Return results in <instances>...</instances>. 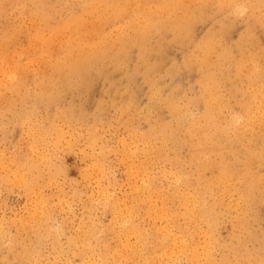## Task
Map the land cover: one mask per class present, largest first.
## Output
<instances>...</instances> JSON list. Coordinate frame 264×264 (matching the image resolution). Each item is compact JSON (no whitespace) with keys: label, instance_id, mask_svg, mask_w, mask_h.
Listing matches in <instances>:
<instances>
[{"label":"rangeland","instance_id":"1","mask_svg":"<svg viewBox=\"0 0 264 264\" xmlns=\"http://www.w3.org/2000/svg\"><path fill=\"white\" fill-rule=\"evenodd\" d=\"M98 1L0 0V264H80L87 246L96 262L107 257L111 264L120 228L130 244L147 243L150 256L164 226L172 233L185 226L179 196L216 174L222 157L240 178L231 179V193L214 187L206 195L207 217L197 220L202 234L193 236L209 240L216 263L264 264V0H106L121 6L111 21L105 16L114 8L103 19ZM74 18L85 24L77 27ZM148 19L154 23L142 32ZM73 31L92 44L103 36L112 47L102 42L103 56L66 71L50 89L49 65ZM256 96L258 111L249 106ZM206 101L215 127L205 125ZM252 110L251 125L242 126ZM197 133L226 138L211 153L196 144ZM253 152L260 163L245 169ZM164 206L170 218L159 217Z\"/></svg>","mask_w":264,"mask_h":264},{"label":"bare ground","instance_id":"2","mask_svg":"<svg viewBox=\"0 0 264 264\" xmlns=\"http://www.w3.org/2000/svg\"><path fill=\"white\" fill-rule=\"evenodd\" d=\"M9 1V0H8ZM95 1H97V0H95ZM127 1V0H126ZM60 2V1H59ZM142 2V1H141ZM159 2V1H158ZM254 2V1H253ZM11 3H13L12 1H11ZM42 3H44V1L42 2ZM92 4H93V2H91ZM110 3V2H109ZM169 3V2H168ZM173 3H175V1L173 2ZM181 3V2H180ZM46 4V3H45ZM118 4V3H117ZM116 4V2L114 3H111V4H108V2L106 1V0H101V1H98L97 3H96V5H95V7H94V10L96 9V10H98L99 8L102 10V12L100 11V12H97V14H98V16L99 17H104V15H106L107 14V12H108V8L110 7V8H114L113 10H112V12L111 13H109V14H107L106 16H105V18L109 21H111V20H114V19H116V16H117V13L119 12V10H117V8L116 7H118V6H120V5H117ZM211 4V3H210ZM249 4V3H248ZM261 4V3H260ZM2 5V4H1ZM9 5V4H8ZM101 5L103 6V8L101 7ZM142 5H144V4H142ZM173 5V4H172ZM171 5V6H172ZM198 5V4H197ZM21 6V5H20ZM59 6V5H58ZM71 6V5H70ZM85 6V5H84ZM156 6H157V4H156ZM165 6H167V5H165ZM164 6V7H165ZM174 6V5H173ZM172 6V7H173ZM191 6H193V5H191ZM75 7V6H74ZM137 7V6H136ZM141 7V6H140ZM159 6H157V8H158ZM214 7V6H213ZM220 7V6H219ZM36 8V7H35ZM34 8V9H35ZM39 8V7H38ZM120 8H121V6H120ZM150 8V7H149ZM162 8V7H161ZM161 8H159V9H161ZM169 8V7H168ZM168 8H166L167 10H168ZM223 8V7H222ZM4 9V8H3ZM21 9H22V7H21ZM33 9V10H34ZM119 9V8H118ZM203 9V8H202ZM213 9V8H212ZM170 10H172V9H170ZM234 10V9H233ZM232 10V11H233ZM255 10V9H254ZM260 10V9H259ZM44 11V10H43ZM110 11V10H109ZM128 11H129V9H128ZM155 11V10H154ZM159 11V10H158ZM162 11H166V10H162ZM241 11V10H240ZM258 11V10H257ZM96 12V11H95ZM160 12V11H159ZM163 12V13H164ZM175 12V11H174ZM236 12V11H235ZM28 13V12H27ZM166 13V12H165ZM56 14V13H55ZM59 14V13H58ZM242 14V13H241ZM35 15V14H34ZM39 15H41V14H39ZM50 15V14H49ZM60 15V14H59ZM71 15V14H70ZM74 15V14H73ZM78 15V14H77ZM130 15V14H129ZM143 15V14H142ZM164 15V14H163ZM168 15V14H167ZM243 15V14H242ZM258 15V14H257ZM37 16V15H36ZM42 16H44V15H42ZM47 16V15H46ZM138 16V15H137ZM137 16H136V18H137ZM156 16V15H155ZM159 16H161V15H159ZM201 16V15H200ZM219 16V15H218ZM226 16V15H225ZM96 17H97V15H96ZM158 17V16H157ZM165 17V16H164ZM227 17V16H226ZM38 18V17H37ZM58 18V17H57ZM61 18V17H60ZM81 18V17H80ZM88 18V17H87ZM139 18V17H138ZM167 18H169V17H167ZM230 18V17H229ZM5 19V18H4ZM97 19V18H96ZM104 19V18H103ZM143 19V18H142ZM154 19V18H153ZM165 19H166V17H165ZM63 20V19H62ZM118 20V19H117ZM127 20V19H126ZM139 20V19H138ZM157 20V19H156ZM169 20V19H168ZM214 20V19H213ZM232 20V19H231ZM4 21V20H3ZM29 21V20H28ZM97 21H98V19H97ZM106 21V20H105ZM177 21V20H176ZM179 21V20H178ZM206 21V20H205ZM74 22H76V23H78V25L79 24H81L82 23V21L81 20H79V19H77V18H74ZM90 22V21H89ZM93 22V21H92ZM138 22V21H137ZM162 22V21H161ZM167 22V21H166ZM199 22H201V21H199ZM262 22H264V21H262ZM34 23V22H33ZM67 22H65V24H66ZM70 22L68 21V25H70L71 23H72V20H71V23L69 24ZM84 23V22H83ZM82 23V24H83ZM88 23V22H87ZM142 23V22H141ZM145 23V22H144ZM151 23H152V21H151V19H148L147 20V23H145V28L142 30V32H144V30L145 29H147L148 27H150V26H152L151 25ZM154 23V22H153ZM152 23V24H153ZM164 23V22H163ZM162 23V24H163ZM181 22H179V23H176L175 22V25L177 24V26H180L179 24H180ZM190 23H192V22H190ZM197 23V22H196ZM31 24V23H30ZM48 24V23H47ZM56 24H57V22H56ZM62 24V23H61ZM85 24V23H84ZM83 24V25H84ZM89 24V23H88ZM134 24V23H133ZM138 24V23H137ZM136 24V25H137ZM186 24V23H185ZM64 25V24H63ZM82 25V26H83ZM155 25V24H154ZM158 25V24H157ZM182 25V24H181ZM34 26V25H33ZM43 26V25H42ZM162 26V25H161ZM170 26V25H169ZM174 26V25H173ZM172 26V27H173ZM20 27V26H19ZM22 27V26H21ZM71 27V26H70ZM69 27V28H70ZM75 27V26H74ZM74 27H73V29H74ZM77 27H80V25L79 26H77ZM96 27H98V26H96ZM95 27V28H96ZM117 27V26H116ZM139 27V26H138ZM156 27V26H155ZM191 27V26H190ZM34 28H35V26H34ZM57 28V27H56ZM83 28V27H82ZM85 28V27H84ZM93 28V27H92ZM94 28V29H95ZM133 28H134V26H133ZM37 29V28H36ZM44 29V28H43ZM71 29H72V27H71ZM72 29V30H73ZM86 29V28H85ZM84 29V30H85ZM102 29V28H101ZM101 29H99V30H101ZM142 29V28H141ZM171 29V28H170ZM191 29V28H190ZM75 30V29H74ZM81 30L82 29H80V33H81ZM97 30V29H96ZM137 30V29H136ZM139 30V29H138ZM164 30V29H163ZM186 30V29H185ZM247 30V29H246ZM16 31V30H15ZM28 31V30H27ZM50 31H53V30H50ZM68 31V30H67ZM66 31V32H67ZM76 32L77 31H79V30H75ZM83 31V30H82ZM88 31H91L90 30V28H89V30ZM120 31V30H119ZM126 31V30H125ZM155 31V30H154ZM166 31V30H165ZM55 32V31H54ZM86 32V31H85ZM85 32H82V33H85ZM94 32V31H93ZM92 32V33H93ZM97 32V34L100 32V33H102V30L101 31H96ZM108 32V31H107ZM137 32V31H136ZM172 32V31H171ZM178 32V31H177ZM43 33V32H42ZM79 33V34H80ZM113 33V32H112ZM133 33V32H132ZM179 33V32H178ZM37 34V33H36ZM51 34V33H50ZM70 34V33H69ZM72 34V35H71ZM70 35L71 36H73L74 37V39H73V41H70V44L69 45H66V49H63V53H61L62 54V56L61 57H56L52 62L53 63H51L50 65H49V69L51 68V71H48L47 73H49L50 72V76L47 78V80H46V82H47V87L49 86V88L50 89H54V87L57 85V82H58V78H60L62 75H63V73H65L66 71H74V72H77L79 69H81V68H84L85 66L87 67V65L90 63V62H92L93 60H97L98 59V57L100 56V54H102V56H103V54L105 53V51L104 50H101L99 47L101 46L102 47V45H101V43L103 42V40L105 39H103V36H100L99 34V38H98V40H100V44H98V43H93L92 44V42L91 43H89V40L87 39V41L88 42H86V41H81V40H79V34L77 35L74 31H73V33H71ZM91 34V33H90ZM116 34H118L117 32H116ZM121 34V33H120ZM128 34H129V32H128ZM131 34V33H130ZM134 34V33H133ZM140 34H142L141 32H140ZM61 35V34H60ZM83 35V34H82ZM81 35V36H82ZM123 35V34H122ZM181 35V34H180ZM216 35H218V34H216ZM257 35V34H256ZM89 37H90V35H88ZM87 36V37H88ZM94 36H96L95 34H94ZM115 36V35H114ZM14 37V36H13ZM29 37V36H28ZM34 37H35V34H34ZM53 37V36H52ZM130 38H131V36H129ZM128 37V38H129ZM146 37V36H145ZM243 37V36H242ZM40 38V37H39ZM60 38V37H59ZM92 38H93V36H92ZM107 38V37H106ZM189 38H190V36H189ZM8 39V38H7ZM58 39V38H57ZM81 39H84V37H81ZM85 39V40H86ZM96 39V38H95ZM94 39V40H95ZM101 39H103V40H101ZM147 39V38H146ZM3 40V39H2ZM10 40H11V38H10ZM41 40H42V38H41ZM49 40H51V39H49ZM54 40V39H53ZM124 40V39H123ZM126 40V39H125ZM202 40V39H201ZM200 40V41H201ZM207 40V39H206ZM255 40H257V39H255ZM46 41V40H45ZM97 41V40H96ZM95 41V42H96ZM105 41V40H104ZM120 41V40H119ZM149 41V40H148ZM192 41V40H191ZM231 41V40H230ZM42 42H43V40H42ZM67 42V41H66ZM124 42V41H123ZM126 42V41H125ZM144 42V41H143ZM72 43V44H71ZM104 43H107V41L106 42H103V47L105 48H111V47H108L107 46V44H104ZM183 43V42H182ZM203 43V42H202ZM201 43V44H202ZM228 43V42H227ZM43 44V43H42ZM45 44H46V42H45ZM63 45L65 44V43H62ZM68 44V43H67ZM140 44V43H139ZM176 44V43H175ZM1 45H3L2 43H1ZM7 45V44H6ZM37 45V44H36ZM40 45V44H39ZM46 45H48V44H46ZM61 45V44H60ZM111 45V44H110ZM130 45V44H129ZM137 45V44H136ZM208 45V44H207ZM226 46V45H225ZM243 46V45H242ZM259 46V45H258ZM4 47V46H3ZM37 47V46H36ZM102 47V48H103ZM206 47V46H205ZM204 47V48H205ZM249 47V46H248ZM31 48V47H30ZM106 48H105V50H106ZM120 48V47H119ZM214 48V47H213ZM230 48V47H229ZM7 49V48H6ZM207 49V48H206ZM216 49V48H215ZM17 50V49H16ZM21 50V49H20ZM27 50V49H26ZM46 50V49H45ZM144 50V49H143ZM3 51V50H2ZM33 51V50H32ZM130 51V50H129ZM201 51V50H200ZM237 51V50H236ZM242 51H243V49H242ZM241 51V52H242ZM12 52V51H11ZM19 52V51H18ZM49 52V51H48ZM111 52V51H110ZM113 52H116L115 50L113 51ZM248 52V51H247ZM14 53V52H13ZM27 53V52H26ZM55 53V52H54ZM58 53V52H57ZM60 53H59V55H60ZM253 53V52H252ZM14 54H16V53H14ZM19 55H21V54H19ZM260 55V54H259ZM18 56V55H17ZM39 56V55H38ZM41 56V55H40ZM55 56V55H54ZM226 56V55H225ZM256 56H257V54H256ZM259 57V56H258ZM15 58V57H14ZM101 58V57H100ZM119 58V57H118ZM163 58V57H162ZM255 58V57H254ZM38 59V58H37ZM199 59V58H198ZM11 60V59H10ZM17 60V59H16ZM103 60V59H102ZM143 60V59H142ZM203 60V59H202ZM254 60V59H253ZM13 61H15V60H13ZM30 61V60H29ZM113 61V60H112ZM205 61V60H204ZM230 61V60H229ZM31 62V61H30ZM49 62V61H48ZM122 62V61H121ZM213 62H215V61H213ZM221 62V61H220ZM38 63V62H37ZM206 63V62H205ZM15 64V63H14ZM152 64V63H151ZM10 65V64H9ZM26 65V64H25ZM29 65V64H28ZM145 65V64H144ZM23 66V65H22ZM21 66V67H22ZM105 66V65H104ZM161 66V65H160ZM217 66V65H216ZM223 66V65H222ZM20 67V66H19ZM27 67V66H26ZM209 67V66H208ZM245 67V66H244ZM17 68V67H16ZM227 68V67H226ZM121 69V68H120ZM14 70H16V69H14ZM32 70V69H31ZM43 70V69H42ZM179 70V69H178ZM208 70V69H207ZM211 70V69H210ZM253 70V69H252ZM257 70V69H256ZM17 71H18V69H17ZM33 71V70H32ZM31 71V72H32ZM145 71V70H144ZM5 72V71H4ZM10 72V71H9ZM81 72V71H80ZM80 72H78V73H80ZM121 72V71H120ZM127 72V71H126ZM125 72V73H126ZM164 72V71H163ZM241 72V71H240ZM20 73V72H19ZM248 73V72H247ZM0 74H2V72L0 73ZM10 74V73H9ZM177 74V73H176ZM231 74V73H230ZM253 74V73H252ZM2 75H5V74H2ZM16 75H18L17 73H16ZM15 75V76H16ZM41 75V74H40ZM76 75V74H75ZM6 76V75H5ZM12 76V75H11ZM10 76V77H11ZM21 76V75H20ZM25 76V75H24ZM146 76H148V75H146ZM230 76V75H229ZM251 76V75H250ZM30 77V76H29ZM43 77H44V75H43ZM47 77V76H46ZM46 77H45V79H46ZM204 77V76H203ZM1 78H2V76H1ZM5 78V77H4ZM40 78V77H39ZM33 79V78H32ZM143 79H144V77H143ZM209 79H210V77H209ZM225 79V78H224ZM249 80H250V78H248ZM247 79V80H248ZM30 80V79H29ZM43 80V79H42ZM117 80V79H116ZM132 80V79H131ZM146 80V79H145ZM242 81H243V79H242ZM256 81V80H255ZM40 82V81H39ZM43 82V81H42ZM224 82V81H223ZM22 83V82H21ZM162 83V82H161ZM220 83V82H219ZM242 83V82H241ZM42 84V83H41ZM43 84H45V83H43ZM42 84V85H43ZM85 84V83H84ZM240 84V83H239ZM4 86V85H3ZM24 86V85H23ZM41 86V85H40ZM39 86V87H40ZM155 86V85H154ZM38 87V88H39ZM148 87V86H147ZM147 87H145V88H147ZM160 87V86H159ZM241 87V86H240ZM262 87V86H261ZM45 88V87H44ZM89 88V87H88ZM121 88V87H120ZM207 88H208V86H207ZM206 88V91H208L209 89H207ZM247 88V87H246ZM46 89V88H45ZM45 89H44V91H45ZM154 89V88H153ZM5 90V89H4ZM108 90V89H107ZM112 90V89H111ZM203 90V89H202ZM10 91V90H9ZM205 91V92H206ZM240 91V90H239ZM127 92V91H126ZM209 92H211V91H209ZM45 93V92H44ZM104 93V92H103ZM255 93V92H254ZM209 94V93H208ZM45 95V94H44ZM177 95V94H176ZM196 95V94H195ZM257 95H259V93L257 94ZM10 96V95H9ZM18 96H20V95H18ZM171 96V95H170ZM262 96H264V92H262L261 94H260V98L262 97ZM54 97V96H53ZM127 97V96H126ZM168 97V96H167ZM4 98H5V96H4ZM236 98V97H235ZM256 99H258L259 97H255ZM54 99V98H53ZM254 99V98H253ZM5 100V99H4ZM153 100V99H152ZM158 100V99H157ZM179 100V99H178ZM206 100H207V98H206ZM259 100V101H258ZM257 101L256 100H254V102L250 105L249 104V106L251 107V108H253V109H257V108H260L261 107V105H260V99H258ZM17 101V100H16ZM30 101V100H29ZM132 100H130V102H131ZM163 101V100H162ZM23 102V101H22ZM160 102V101H159ZM205 102V101H204ZM249 102V101H248ZM45 103V102H44ZM102 103V102H101ZM164 103V102H163ZM9 104V103H8ZM18 105V104H17ZM153 105V104H152ZM206 107H212L213 106V104L211 103V102H208V101H206ZM227 105V104H226ZM1 106V105H0ZM53 106V105H52ZM116 106V105H115ZM139 106V105H138ZM260 106V107H259ZM6 107V106H5ZM108 107V106H107ZM131 107V106H130ZM159 107V106H158ZM170 107V106H169ZM175 107V106H174ZM209 107V108H210ZM151 108V107H150ZM209 108H207V111L205 110V112H204V120H205V125H210L211 127H215V126H217V124L215 125V117L213 116V112H212V110H211V108L209 109ZM247 108V107H246ZM154 109V108H153ZM156 109V108H155ZM174 110H173V112H177L175 109L176 108H173ZM13 110V109H12ZM152 110V109H151ZM179 110V109H178ZM262 110H264V109H262ZM238 111V110H237ZM257 111H258V109H257ZM257 111H256V113H257ZM261 111V110H260ZM21 112V111H20ZM122 112V111H121ZM149 112V111H148ZM167 112V111H166ZM252 112H253V110L252 111H246V116H245V119L243 120V122H242V126H247V125H251L250 124V122H251V114H252ZM23 113V112H22ZM262 113V112H261ZM128 114V113H127ZM126 114V115H127ZM151 114V113H150ZM181 114V113H180ZM236 114V113H235ZM143 115V114H142ZM195 115V114H194ZM254 115V114H253ZM252 115V116H253ZM14 116V115H13ZM131 116V115H130ZM164 116V115H163ZM192 116V115H191ZM261 116V115H260ZM125 117V116H124ZM129 117V116H128ZM231 117V116H230ZM236 117V116H235ZM238 117V116H237ZM151 118V117H150ZM169 118V117H168ZM217 118V117H216ZM234 118V117H233ZM241 118V117H240ZM239 118V119H240ZM262 118H264V117H262L261 116V119ZM123 119V118H122ZM128 119V118H127ZM157 119V118H156ZM231 119V118H230ZM254 119V118H253ZM124 120H125V118H124ZM176 120V119H175ZM187 120V119H186ZM197 120V119H196ZM199 120V119H198ZM204 120H202V121H204ZM259 120V119H258ZM118 121V120H117ZM140 121V120H139ZM237 121V120H236ZM32 122V121H31ZM120 122V121H119ZM127 122H129V121H127ZM127 122H126V124H127ZM181 122V121H180ZM258 122V121H257ZM118 123V122H117ZM118 124H120V123H118ZM132 124V123H131ZM200 124H201V122H200ZM25 125V124H24ZM33 125H34V123H33ZM192 125V124H191ZM232 125V124H231ZM127 126V125H126ZM202 126H203V124H202ZM224 126V125H223ZM261 125H259V127H260ZM205 127V126H204ZM238 127V126H237ZM247 127H249V126H247ZM258 127V128H259ZM130 128V127H129ZM161 128V127H160ZM164 128V127H163ZM174 128V127H173ZM218 128V127H217ZM222 128V127H221ZM243 128V127H242ZM253 128V127H252ZM209 129H210V127H209ZM223 129V128H222ZM240 128H238V130H239ZM251 129V128H250ZM261 129H264V127H262ZM60 130V129H59ZM131 130V129H130ZM198 130V129H197ZM241 130V129H240ZM252 130V129H251ZM7 131V130H6ZM196 131V130H195ZM211 131V130H210ZM213 131V130H212ZM242 131V130H241ZM257 131H258V129H257ZM262 131H264V130H262ZM261 130L260 131H258L259 133L260 132H262ZM24 132V131H23ZM202 132V131H201ZM205 132H206V128H205ZM248 132V131H247ZM254 132V131H253ZM103 133V132H102ZM127 133V132H126ZM208 133V132H207ZM215 133V132H214ZM234 133V132H233ZM255 133H256V131H255ZM255 133H253V135L255 134ZM259 133H258V135H259ZM251 134V133H250ZM250 134L248 135V136H250ZM67 135V134H66ZM262 135H264V134H262ZM40 136V135H39ZM38 136V137H39ZM164 136H166V135H164ZM217 136V135H216ZM225 135H223L222 133H218V136H217V139L216 140H214V137L212 136V134H206V133H204V134H198L197 133V136H196V144L197 145H200V148L202 147V150H207V151H209V152H211V153H217V151H218V149H217V147L218 146H221L222 144H223V142L225 141V138L226 137H224ZM241 136H243V134L241 135ZM256 137H258L257 136V133H256V135H255ZM254 136V137H255ZM30 137V136H29ZM94 137V136H93ZM128 137V136H127ZM244 137V136H243ZM253 137V136H252ZM260 137V136H259ZM66 138V137H65ZM69 138V137H68ZM131 138V137H130ZM133 138H135L134 136H133ZM187 138V137H186ZM241 138V137H240ZM262 138H264V137H262ZM262 138H260V139H262ZM40 139V138H39ZM164 139H165V137H164ZM23 140V139H22ZM21 140V141H22ZM47 140V139H46ZM67 140H69V139H67ZM73 140H74V138H73ZM92 141V140H91ZM140 141V140H139ZM257 141V140H256ZM67 142V141H66ZM123 142H124V140H123ZM212 142H213V144H212ZM242 142H243V139H242ZM149 143V142H148ZM207 143H208V147H207ZM244 143V142H243ZM260 144V143H259ZM259 144H258V146H259ZM41 145V144H40ZM103 145H104V143H103ZM160 145V144H159ZM261 145V144H260ZM130 146V145H129ZM257 146V147H258ZM9 147V146H8ZM96 147V146H95ZM255 147V146H254ZM72 148V147H71ZM101 148H104L105 149V147L104 146H102ZM127 148H129V147H127ZM134 148V147H133ZM162 148V147H161ZM199 148V147H198ZM204 148V149H203ZM98 149H100V147H98ZM107 149V148H106ZM132 149V148H131ZM130 148H129V150H131ZM229 149V148H228ZM248 149V148H247ZM258 149V148H257ZM262 149V148H261ZM114 150H115V148H114ZM133 150V149H132ZM217 150V151H216ZM32 151V150H31ZM90 151H92V149L90 150ZM99 151H103V149L101 150H99ZM236 151V150H235ZM242 151V150H241ZM246 151H248V150H246ZM34 152V151H33ZM79 152V151H78ZM85 152V151H84ZM107 152H108V150H107ZM180 152V151H179ZM206 152V151H205ZM39 153V152H38ZM37 153V154H38ZM92 153V152H91ZM96 153H97V151H96ZM259 153V152H258ZM93 154V153H92ZM91 154V155H92ZM104 154H106L107 155V153H104ZM104 154H102V155H104ZM54 155V154H53ZM125 155H127V154H125ZM143 155V154H142ZM87 156V155H86ZM94 156H97V155H95L94 154ZM236 156V155H235ZM205 157H206V155H205ZM233 157V156H232ZM95 158H97V157H95ZM104 159V158H103ZM6 160V159H5ZM150 160V159H149ZM199 160H200V157H199ZM262 160V159H261ZM11 162V161H10ZM91 162H92V160H91ZM187 162V161H186ZM260 163V161L259 160H257V158H255V154H254V152H253V154H250V157H246V163H243L244 164V166H245V169H246V167H251L254 163ZM38 163V162H37ZM46 163V162H45ZM214 163V162H213ZM218 163H219V167H218V172L216 173V174H212L209 178H200L201 180H199V184L198 185H196V187H197V189L195 190V192L194 193H192L191 192V194H189V195H185V194H181L182 193V191H180L181 193V195L179 196V198H180V202H181V206H183V214H184V217H185V219L187 220L186 221V223H185V226H178V230H177V232H171L170 231V228L169 229H167L168 227L167 226H164L163 227V229L159 232L160 234H159V236H158V238H160V244L157 246V247H150L149 249H150V256L148 255V256H145V254L146 253H144L143 251L145 250V249H147V247H146V244L147 243H145V244H143L140 240L141 239H139V241L142 243V245L140 246V245H135V244H130V242L131 241H126L125 240V238H126V236H124L123 234H124V229L123 228H120V232H118V233H120L119 235H121L120 237V239H121V246H120V248L121 249H113V251H112V259H111V264H181V262H180V260L181 259H184V261L187 263V264H233L232 263V261L231 260H229V259H227V258H222V260L219 262V263H216V261H215V258H214V253H213V251H212V247L210 246V244H209V240H207L206 238L204 239V237L202 238V239H200V240H202V242H200V240H199V238H198V236H197V238H194V234L195 233H197V235H199V233H200V236H201V231L200 230H198V227H197V220H198V218H206L207 216V214L205 215V210H204V208H205V201H206V195L214 188V187H217L218 189H219V191H220V193H222V195H224V194H227L228 192L229 193H231V189H232V187H233V182L231 181V179H233L235 176V178H240L239 177V173L237 172H235L234 171V169H233V166L232 165H230V163L228 162V161H226V160H224V158L222 157V158H219L218 159ZM49 164H50V162H49ZM203 164V163H202ZM201 164V165H202ZM47 165V164H46ZM200 165V166H201ZM207 165V164H206ZM214 165V164H213ZM3 166V165H2ZM1 166V167H2ZM182 166V165H181ZM244 166H243V168H244ZM52 167V166H51ZM140 167V166H139ZM242 167V166H241ZM96 169H97V166L95 167ZM99 168V167H98ZM164 168V167H163ZM9 169V168H8ZM27 169V168H26ZM1 170V169H0ZM24 170V169H23ZM57 170V169H56ZM92 170V169H91ZM148 170V169H147ZM45 171V170H44ZM98 171V170H97ZM23 172V171H22ZM61 172V171H60ZM99 172H100V169H99ZM103 172V171H102ZM252 172V171H251ZM90 173V172H89ZM139 173V172H138ZM148 173V172H147ZM249 172H244V174L247 176V174H248ZM20 174V173H19ZM54 174V173H53ZM100 174H102V173H100ZM137 174V173H136ZM15 175V174H14ZM22 175V174H21ZM91 175V174H90ZM97 175V174H96ZM173 175V174H172ZM205 175V174H204ZM59 176V175H58ZM188 176V175H187ZM31 177V176H30ZM133 177V176H132ZM139 177V176H138ZM177 177V176H176ZM179 177H180V175H179ZM192 177V176H191ZM21 178V177H20ZM145 178V177H144ZM19 179V178H18ZM22 179V178H21ZM135 179V178H134ZM134 179H133V181H134ZM140 180H142V179H140ZM148 180V179H147ZM11 181H12V179H11ZM174 181H175V178H174ZM183 181V180H182ZM37 182V181H36ZM23 183V182H22ZM134 183H135V181H134ZM260 182H258V184H259ZM16 184V183H15ZM105 184V183H104ZM143 184V183H142ZM157 184V183H156ZM247 184V183H246ZM136 185V184H135ZM243 186H246V185H242L241 186V190H242V188H243ZM135 188H136V186H134ZM139 187V186H138ZM58 188V187H57ZM104 188V187H103ZM54 190V189H53ZM92 190V189H91ZM187 190V189H186ZM231 190V191H230ZM134 191V190H133ZM218 191V192H219ZM28 192V191H27ZM217 192V193H218ZM34 193V192H33ZM107 193V192H106ZM159 193V192H158ZM38 194V193H37ZM167 195V194H166ZM213 195V194H212ZM93 197V196H92ZM105 197V196H104ZM235 197V196H234ZM37 198H40V197H37ZM163 198V197H162ZM33 199V198H32ZM141 199V198H140ZM241 199V198H240ZM102 200V199H101ZM104 200V199H103ZM209 200V199H208ZM217 200V199H216ZM225 201V200H224ZM245 201H247V199H245ZM33 202V201H32ZM131 202V201H130ZM252 202V201H251ZM89 203V202H88ZM179 203V202H178ZM61 204V203H60ZM60 204H59V206H60ZM232 204V203H231ZM114 205V204H113ZM39 206V205H38ZM141 206V205H140ZM171 206V205H170ZM37 207V206H36ZM106 207V206H105ZM151 207V206H150ZM154 207V206H153ZM167 207V206H166ZM163 208V209H162ZM161 209V213L158 215L159 217H163V219L165 218L166 219V217L168 218L169 217V210H167V208H165V206L164 207H162ZM33 209V208H32ZM206 209V208H205ZM240 210L239 211H241V210H243V209H241V208H239ZM41 210V209H40ZM34 211V210H33ZM86 211V210H85ZM108 211V210H107ZM36 212V211H35ZM41 212V211H40ZM32 213V212H31ZM87 213H89V212H87ZM148 213H151V212H148ZM178 213V212H177ZM40 214V213H39ZM112 214V213H111ZM243 214H244V212H243ZM33 215V214H32ZM79 215V214H78ZM123 215V214H122ZM143 215V214H142ZM25 216V215H24ZM30 216V215H29ZM38 216H40V215H38ZM128 216V215H127ZM125 217V216H124ZM236 217V216H235ZM170 218V217H169ZM209 218V217H208ZM29 219V218H28ZM131 219V218H130ZM155 219V218H154ZM175 219V218H174ZM212 219V218H211ZM20 220V219H19ZM32 220V219H31ZM58 220V219H57ZM119 220H120V224H121V220L122 219H120L119 218ZM124 220V219H123ZM76 221V220H75ZM118 222V221H117ZM175 222H177V220L175 221ZM203 222H205V221H203ZM238 222H239V220H238ZM241 222H243V220L242 219H240V223ZM57 223V222H56ZM111 223V222H110ZM240 223H239V225H240ZM249 223H251V222H249ZM18 224H19V222H18ZM44 224V223H43ZM101 224V223H100ZM164 224V223H163ZM243 224V223H242ZM84 225V224H83ZM123 225H124V223H123ZM165 225V224H164ZM171 225V224H170ZM238 225V224H237ZM116 226V225H115ZM216 225H214V227H215ZM32 227V226H31ZM82 227V226H81ZM80 227V228H81ZM102 227V226H101ZM122 227V226H121ZM126 227V226H125ZM161 228H162V226H160ZM118 228V227H117ZM118 228V229H119ZM205 228V227H204ZM8 229V228H7ZM78 229V228H77ZM200 229V228H199ZM214 229V228H213ZM156 230V229H155ZM24 231V230H23ZM128 231H129V229H128ZM127 231V232H128ZM200 231V232H199ZM219 231H220V229H219ZM11 232V231H10ZM9 232V233H10ZM123 232V233H122ZM126 232V233H127ZM156 232V231H155ZM205 231L203 230V233H204ZM213 232V231H212ZM83 233V235L85 234L84 232H82ZM125 233V234H126ZM132 233V232H131ZM234 233H235V231H234ZM205 234V233H204ZM209 234V233H208ZM79 235V234H78ZM95 235V234H94ZM128 235V234H127ZM237 235H239V233L237 234ZM123 236L125 237V238H123ZM128 236H130V235H128ZM127 236V237H128ZM205 236H206V234H205ZM22 237V236H21ZM58 238H59V236H58ZM78 238V237H77ZM76 238V239H77ZM136 238H137V236H136ZM140 238V237H139ZM83 239H85V238H83V236H82V240ZM119 239V238H118ZM127 240H128V238H126ZM204 239V240H203ZM209 239V238H208ZM131 240V239H130ZM25 241V240H24ZM57 241V240H56ZM137 241V240H136ZM145 241H147V240H145ZM5 242V241H4ZM118 242H120V241H118ZM58 243V242H57ZM62 243V242H61ZM131 243H133V242H131ZM212 243V242H211ZM214 243V242H213ZM150 244V243H149ZM4 245V244H3ZM8 245V244H7ZM68 245V244H67ZM214 245V244H213ZM63 246V245H62ZM110 246V245H109ZM7 247V246H6ZM110 248V247H109ZM119 248V247H118ZM159 248V249H158ZM66 249H68V248H66ZM90 249V247L89 246H87L86 248H82L81 247V255H82V259H81V263L80 264H108L109 263V261H108V258L107 257H104V258H102L101 259V261H98V262H96L95 260H94V258L92 259L90 256H88V250ZM158 249V250H157ZM146 251V250H145ZM79 252V253H80ZM238 252V251H237ZM149 253V252H148ZM101 254V253H100ZM97 258H99V256L97 255ZM97 258H95V259H97ZM52 262V261H51ZM62 262V261H61ZM23 263V262H22ZM66 264H72V263H69V262H67Z\"/></svg>","mask_w":264,"mask_h":264}]
</instances>
